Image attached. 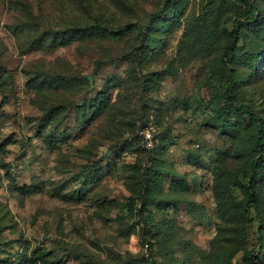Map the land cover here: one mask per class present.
Segmentation results:
<instances>
[{"label":"rangeland","instance_id":"obj_1","mask_svg":"<svg viewBox=\"0 0 264 264\" xmlns=\"http://www.w3.org/2000/svg\"><path fill=\"white\" fill-rule=\"evenodd\" d=\"M246 1L0 0V264H264V0L220 60Z\"/></svg>","mask_w":264,"mask_h":264},{"label":"trees","instance_id":"obj_2","mask_svg":"<svg viewBox=\"0 0 264 264\" xmlns=\"http://www.w3.org/2000/svg\"><path fill=\"white\" fill-rule=\"evenodd\" d=\"M225 3H228L229 0H224ZM260 11V3L258 0H248L246 1L243 9L234 16L233 19V26L232 30L229 35V39L227 43L222 48V53L220 60L221 61H228L232 56L237 52L239 44L243 38L242 32L248 27V26H256L258 22V16ZM259 34H264V30L259 27L258 30H256ZM264 38V35H262ZM252 55V59H256V62H259L260 60L264 59V50H257L254 51ZM219 62V61H218ZM257 66V63L253 65L252 69H255ZM224 86L227 89V102L224 108L220 109L222 112H229L234 108L235 101H236V93L234 92L233 88V75L230 73H227L224 75ZM241 111L244 114H248L249 116H252L257 121V138L254 143V148L256 151L260 153L258 157H254L251 159L248 168L244 172V175L242 178H244V181L239 179L236 181V183L243 188L246 197L242 199V206L246 208V211L251 214V220L255 221V214H257L254 211L250 210V206L253 204L256 205V207H259L260 197L257 189V183L259 178V173L261 167L264 165V117L258 114L256 111H252L247 104H241L240 106ZM219 111L221 114L222 112ZM142 195V200L144 201L146 199V195ZM134 201L135 198H132L130 203H128V206L130 209L134 207ZM256 208V209H257ZM258 212V211H257ZM250 256H255L254 253L249 252Z\"/></svg>","mask_w":264,"mask_h":264},{"label":"built area","instance_id":"obj_3","mask_svg":"<svg viewBox=\"0 0 264 264\" xmlns=\"http://www.w3.org/2000/svg\"><path fill=\"white\" fill-rule=\"evenodd\" d=\"M145 134H146V136H147L148 139L151 137V133L150 132H147L146 131Z\"/></svg>","mask_w":264,"mask_h":264}]
</instances>
